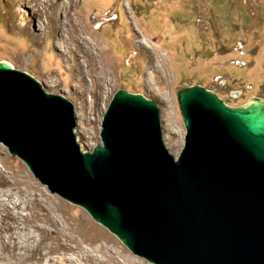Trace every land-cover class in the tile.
I'll use <instances>...</instances> for the list:
<instances>
[{"label": "water", "instance_id": "95a60500", "mask_svg": "<svg viewBox=\"0 0 264 264\" xmlns=\"http://www.w3.org/2000/svg\"><path fill=\"white\" fill-rule=\"evenodd\" d=\"M166 147L159 105L116 90L100 142L83 149L73 103L0 60V141L51 192L82 206L155 264H264V98L230 105L191 84Z\"/></svg>", "mask_w": 264, "mask_h": 264}, {"label": "rangeland", "instance_id": "374dc122", "mask_svg": "<svg viewBox=\"0 0 264 264\" xmlns=\"http://www.w3.org/2000/svg\"><path fill=\"white\" fill-rule=\"evenodd\" d=\"M79 34L86 39L82 48ZM98 47L112 66L101 88L89 71ZM0 60L73 103L83 149L100 142L103 114L123 88L159 105L165 145L177 156L185 134L180 88L201 84L230 105L264 98V0H0ZM0 169L27 176L85 248L107 243L132 264H155L131 252L82 206L51 192L1 141Z\"/></svg>", "mask_w": 264, "mask_h": 264}, {"label": "bare ground", "instance_id": "6f19581e", "mask_svg": "<svg viewBox=\"0 0 264 264\" xmlns=\"http://www.w3.org/2000/svg\"><path fill=\"white\" fill-rule=\"evenodd\" d=\"M79 37L78 47L82 48L81 41L86 39L80 34ZM94 50L89 71L95 72L101 88L103 82L110 80L112 66L105 62V57H101L99 47ZM28 181L27 176L18 172L0 169V264H132L130 257L120 255L107 243L91 244L90 248H85L84 240L66 232V221L52 214L53 209L47 206L45 193ZM55 207L60 209L58 205Z\"/></svg>", "mask_w": 264, "mask_h": 264}]
</instances>
